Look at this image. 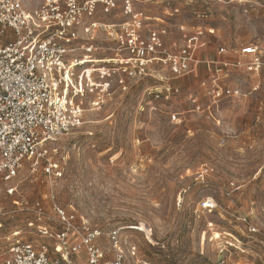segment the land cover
Wrapping results in <instances>:
<instances>
[{"label": "rangeland", "instance_id": "obj_1", "mask_svg": "<svg viewBox=\"0 0 264 264\" xmlns=\"http://www.w3.org/2000/svg\"><path fill=\"white\" fill-rule=\"evenodd\" d=\"M137 1L149 25L167 27L169 45L200 29L201 59L249 44L264 58V0ZM208 71L202 64L173 81L180 94L170 101L149 97L159 82L148 79L98 110L85 105L82 125L47 145L61 176L27 165L13 182L0 181V249L33 241L57 258L55 241L38 229H60L57 205L101 232L97 244L110 260L109 236L119 230L125 264H264L261 237L248 232L264 231V70L229 75L246 97L221 102L215 118ZM69 261L87 264L86 256Z\"/></svg>", "mask_w": 264, "mask_h": 264}, {"label": "built area", "instance_id": "obj_2", "mask_svg": "<svg viewBox=\"0 0 264 264\" xmlns=\"http://www.w3.org/2000/svg\"><path fill=\"white\" fill-rule=\"evenodd\" d=\"M137 2L0 0L1 182H13L27 165H42L48 176H61L48 157L47 145L82 125L85 105L98 110L116 91H129L145 80L159 82L147 89L149 97L170 101L180 94L173 81L206 65L205 96L211 118L221 102L246 97L227 79L237 71L253 76L263 72L264 58L257 44L230 51L220 47L217 59H201L199 51L206 46L202 30L179 47L169 45L167 27L149 25L150 18L137 9ZM176 119L175 114L172 120ZM54 210L60 229L52 233L46 227L38 229L41 237L53 238L58 257L50 255L46 244L18 239L0 249V264H71V256L81 260L86 256L87 264H125L119 230L109 236L115 251L110 260L97 244L98 229L57 205ZM248 232L258 234L264 248V231L250 226Z\"/></svg>", "mask_w": 264, "mask_h": 264}, {"label": "bare ground", "instance_id": "obj_3", "mask_svg": "<svg viewBox=\"0 0 264 264\" xmlns=\"http://www.w3.org/2000/svg\"><path fill=\"white\" fill-rule=\"evenodd\" d=\"M211 204L213 203V202H210ZM214 207V206H213Z\"/></svg>", "mask_w": 264, "mask_h": 264}]
</instances>
